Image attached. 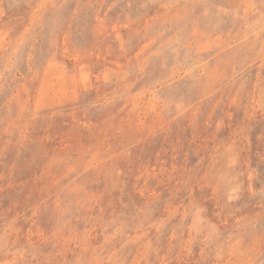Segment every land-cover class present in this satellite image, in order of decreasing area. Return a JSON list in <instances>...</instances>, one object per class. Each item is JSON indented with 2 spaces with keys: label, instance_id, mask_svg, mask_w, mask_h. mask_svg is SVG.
I'll return each instance as SVG.
<instances>
[{
  "label": "rangeland",
  "instance_id": "374dc122",
  "mask_svg": "<svg viewBox=\"0 0 264 264\" xmlns=\"http://www.w3.org/2000/svg\"><path fill=\"white\" fill-rule=\"evenodd\" d=\"M0 264H264V0H0Z\"/></svg>",
  "mask_w": 264,
  "mask_h": 264
}]
</instances>
